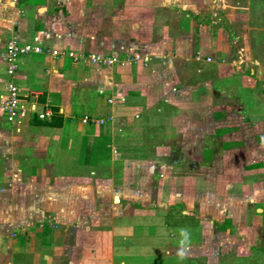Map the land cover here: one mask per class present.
Listing matches in <instances>:
<instances>
[{"label": "crops", "instance_id": "crops-1", "mask_svg": "<svg viewBox=\"0 0 264 264\" xmlns=\"http://www.w3.org/2000/svg\"><path fill=\"white\" fill-rule=\"evenodd\" d=\"M107 20L109 37L97 31ZM42 31L52 34L50 47L149 61L101 71L48 53L20 59L27 110L19 124L0 111V264H204L205 232L201 242L189 236L197 222L205 230L200 198L222 195L215 165L229 158L227 197L263 183L234 175L240 157L254 164L248 150L264 158V108L250 112L254 103L228 97L213 80L234 75L222 87L230 93L241 81L255 89L257 76L263 91L254 101L264 102V0H0V95L7 41L33 42ZM115 91L124 101L112 106ZM55 109L62 118L53 120ZM46 110L52 115L40 118ZM85 118L112 119L102 126ZM188 162L197 173L181 172ZM199 177L211 188L198 187ZM246 195L247 205L264 200L253 185ZM259 217L254 236L264 226Z\"/></svg>", "mask_w": 264, "mask_h": 264}, {"label": "rangeland", "instance_id": "rangeland-1", "mask_svg": "<svg viewBox=\"0 0 264 264\" xmlns=\"http://www.w3.org/2000/svg\"><path fill=\"white\" fill-rule=\"evenodd\" d=\"M158 10L159 9L157 8L154 12L157 13ZM104 23L105 25L102 24L100 30H97L98 27L93 26L94 24L93 21L91 22L90 25L93 26L92 30L95 29L99 31L100 34L106 35L107 37H109L112 26L110 25L108 20ZM99 33L97 35H99ZM123 33L124 32L122 31L119 34H123ZM48 43L51 44V41H49ZM237 75L243 76L242 73L240 74L238 73L235 75L236 78L237 77L240 78V76H237ZM232 76L234 75L224 77L222 79H216V80L214 79L213 86L215 87V89H219L223 91L225 95H228V97H231V98L234 97L235 99L239 98L240 101L245 102L243 104L254 103L255 108L251 109L250 112H255L257 115H259L258 112L260 111L261 113L263 111L264 102L261 99H258L257 101H254V100H256L258 92L260 93L261 91H263V88L261 86L262 82L258 81L257 76H255V77H252L253 78L252 82L256 86L255 89L251 88L248 85V83H245V81H241L240 84L238 83L239 86L235 88L234 90H231L229 93L224 88L222 89V87H224L223 86L224 84H226L227 86V84L230 83V79L232 78ZM256 118L258 117L256 116ZM170 135H172V133ZM258 140H259V137H258ZM210 144H212L211 140L207 139V147L205 148V151H204L205 156L206 155L211 156L215 152L214 149L210 147ZM259 152H260L259 149H253V148L250 151L249 150L247 151V155L249 156L251 155L252 157L251 162L254 163L252 165H247L246 163H244L245 160L244 161L240 160L241 159L240 157L238 161H240L241 163H239V165L236 166L237 167L236 169H238V171L236 172V175H234V178H237V179L242 178L248 181L249 179L254 177L256 179H263V183L262 182L249 183L248 189H246L247 188L246 187L243 189V192L238 191L236 194L228 195V197H227V189L229 188V184L231 183V181H228V176H227L229 172V167H230L229 165L230 161H228L229 158L227 159V161H223L224 159H222L223 162L220 161L221 163L215 165L213 173L223 174L222 176L225 177L224 181L223 179L218 180V182L215 181L218 184L219 188L222 187L221 188L223 190L222 195L220 196V198H204V197L200 198L201 202H203L204 204L202 206L205 207V210L203 212L206 218H205V222H202V224H205L204 225L205 230H203V228L199 226L197 222L198 226L196 228H192V231L194 232V234H191L189 236L190 237L189 239H193L194 236L196 239L197 238L200 239L203 237L202 233L205 232V237H204L205 239L201 245V249L199 250L201 253L204 254L203 255L204 264H211L212 262H214V264H264V226L261 229H259V234L257 233L255 234V236H254V231H253L254 221L260 218L259 215L262 216V219L264 220V200L259 203L256 202L255 205L253 203H252L253 205H247L250 202H249V199H247L248 195H246V193L249 194V189L250 190L252 189V185H253V188L257 187L259 188V190L262 189L264 191V160H263L264 158L255 157L254 155V153L256 155L260 154ZM217 153H220L219 155L221 156L222 155L221 149H218ZM189 165L190 164L188 162L187 165L184 167V169L181 167V172L185 171V174L186 173H197V170L194 168V166L192 165L189 166ZM248 168H249V171L251 172L254 171V173L259 174V176L256 177L250 174L251 175L250 177H242L239 172H241V170L244 171L245 169L248 171ZM189 178L190 177H188V179ZM198 179L199 180L194 182L195 184H198V187H205V184H206L207 187L211 188V184L203 183V181L200 180L202 179L200 177ZM179 182L178 184L180 185L183 182V180L181 179ZM194 183L188 181L186 185H195ZM237 185L238 184L236 182V188H239ZM155 186H158V184L156 183L154 184V187H153L154 189H156ZM233 189H234V186H233ZM176 209H177L176 212L179 213L182 210V205L177 206ZM262 209H263V213L259 212ZM175 215L181 218V214L174 213V216ZM170 221L171 222L176 221L177 223H181V227H183L182 223H186L189 226H193V223H194L193 219L190 217L188 218L182 217V219H176L175 217L171 216ZM249 222L252 223V225H250ZM245 223H246V226L247 225L248 226L245 229L246 230L245 235H243L240 228L244 227ZM181 227H177L173 225L172 231L174 232V234H176L177 236H181V231H183ZM227 227H230L232 229L231 232L227 231ZM189 230L191 231V229ZM249 234L253 235L252 240L245 239V237ZM184 237H187V236H184ZM201 241L203 240L200 239V242ZM251 241L256 243V245L251 246ZM169 261L170 260H168L167 262ZM187 262L189 264H201L200 262L194 261L192 259L188 260Z\"/></svg>", "mask_w": 264, "mask_h": 264}, {"label": "built area", "instance_id": "built-area-1", "mask_svg": "<svg viewBox=\"0 0 264 264\" xmlns=\"http://www.w3.org/2000/svg\"><path fill=\"white\" fill-rule=\"evenodd\" d=\"M18 2V0H13ZM53 38L49 32H38L34 37L33 42H25L19 36H14L6 43L5 60L7 62V77L8 80L5 84V92L0 95V111L4 113L8 122L13 124H19L21 118L26 112V107L23 104V98L26 97L24 90L16 81L17 73L20 69V59L24 56H28L32 53L45 54L48 53L53 57H69L75 63H84L88 67H94L101 71L116 70V68L126 67L134 63L142 62L147 64L149 59L141 57L139 54L132 52L127 57L117 52H104V51H78L71 45H52L47 46L45 43ZM62 38V35L58 33L54 36V39ZM244 59L243 54L239 55V63H242ZM208 60H212L208 58ZM124 101L123 97L119 93L113 94L108 102L110 105H117ZM52 115V111L46 110L39 113V117L45 119ZM112 118H102L98 120H90L85 118L83 123L94 122L98 125H107ZM117 155V152H114Z\"/></svg>", "mask_w": 264, "mask_h": 264}, {"label": "trees", "instance_id": "trees-1", "mask_svg": "<svg viewBox=\"0 0 264 264\" xmlns=\"http://www.w3.org/2000/svg\"><path fill=\"white\" fill-rule=\"evenodd\" d=\"M56 118L57 119L62 118L61 115L58 113V110L57 109H55V116L53 117V120L56 119ZM53 120L50 122V124H52V125L54 124V121Z\"/></svg>", "mask_w": 264, "mask_h": 264}]
</instances>
